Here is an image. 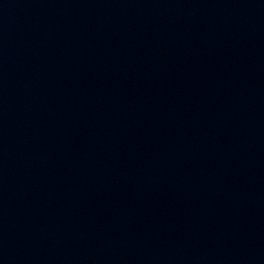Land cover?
Returning a JSON list of instances; mask_svg holds the SVG:
<instances>
[{"label":"water","instance_id":"1","mask_svg":"<svg viewBox=\"0 0 264 264\" xmlns=\"http://www.w3.org/2000/svg\"><path fill=\"white\" fill-rule=\"evenodd\" d=\"M0 264H264V0H0Z\"/></svg>","mask_w":264,"mask_h":264}]
</instances>
